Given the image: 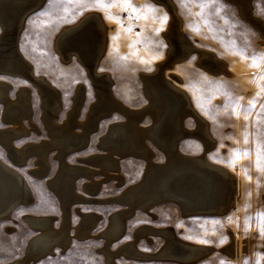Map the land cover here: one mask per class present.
I'll use <instances>...</instances> for the list:
<instances>
[{
    "label": "rangeland",
    "instance_id": "obj_1",
    "mask_svg": "<svg viewBox=\"0 0 264 264\" xmlns=\"http://www.w3.org/2000/svg\"><path fill=\"white\" fill-rule=\"evenodd\" d=\"M103 2L112 6H98L95 0H43L27 13L16 36V46L30 63L34 75L48 79L56 88L61 101L57 124L63 125L72 117L74 132L82 131L91 122L93 130H87L85 146L67 149L64 154V163L79 167L76 171H65L73 175L70 179L75 190L68 205L69 243L54 246L41 256L28 253L31 236L40 230L26 222V215L48 217L52 219L54 229L66 223L63 204L56 189L50 185L61 165L58 150L55 146L48 148L47 170L37 174V154L32 149L25 161L16 164L28 183L32 202L16 206L8 217L0 219V264H110L107 250L113 253L114 264H221V261L225 264H245L246 261L247 264H264V235L260 233L262 218L257 215L264 213V0H249L243 9L233 0H215L214 3L213 0H171L168 6L161 0H130L139 9L136 13L132 9L125 10L120 3L113 4V0ZM201 2L207 6L201 7ZM144 5L153 8L149 10ZM165 14L167 21L161 24L160 17ZM137 15L141 18L137 19ZM93 17L103 24L104 37L102 44L92 39L90 52L93 53L89 63L76 51L68 47L61 51L55 46L54 39L59 33ZM129 28L131 31L127 30ZM181 41L188 42L191 49L181 51ZM95 48L97 51L100 48L99 52ZM253 57L258 66H251ZM93 75L102 83V88H97ZM0 79L11 82L7 91L11 99H16L21 87H29L31 112L22 117L29 132L13 137L12 143L15 146L36 145L50 139L42 122L41 95L36 84L18 75L0 73ZM151 83L156 85V90L173 85L182 92L179 93L183 96L184 106L180 125L183 134L178 141L179 151L189 156L201 154L211 166L226 170L236 179L238 193L227 207L222 209L223 205L218 204L217 211L183 214L175 200L162 199L146 211L138 206L127 211L128 204L139 197L140 192L132 186L137 180L142 182L145 160L133 155H118L117 167L106 171L99 162L84 159L91 154L107 153L100 140L119 132L123 123L134 122L135 126L149 129L151 110L155 107ZM253 99L255 105L250 107L249 102ZM2 105L0 102V130L12 125L10 120L4 119ZM233 108L236 114H233ZM97 109L99 113L94 115ZM136 113L139 118L133 121L129 114ZM200 128L209 132L210 145L204 144L199 136ZM257 145L261 156L259 169L256 165ZM153 149L155 163L164 164L166 153ZM234 149L248 150L249 154L237 157ZM0 157L10 160L1 143ZM95 182L98 183L97 190L87 188L88 183ZM123 192H134L129 203L118 202L119 197L125 198ZM222 195L221 201H225L226 197ZM120 210L129 215L125 214L124 225L113 232L107 246L103 233L109 229L112 214ZM87 213L97 215L91 235L78 238L76 225L81 222L82 214ZM159 228L169 229L177 238L202 246L205 254L188 261L163 256L161 252L166 240L158 233ZM154 230L158 231L154 233ZM135 236L137 240L133 238ZM202 240L208 243H202Z\"/></svg>",
    "mask_w": 264,
    "mask_h": 264
},
{
    "label": "bare ground",
    "instance_id": "obj_2",
    "mask_svg": "<svg viewBox=\"0 0 264 264\" xmlns=\"http://www.w3.org/2000/svg\"><path fill=\"white\" fill-rule=\"evenodd\" d=\"M161 1H163L162 3H165V5L168 6L169 2L171 0L170 1L169 0H161ZM233 1L236 2L238 4V7H240L241 9H243V7H245L249 4V0H233ZM42 2H43V0H0V73L1 74H9V75H18V76H21L25 79H28L29 81L36 84V86L38 87V89L40 91V95H41L40 100H41V108H42V119H43L42 122H44V124L46 125V127L49 131V135H50V139L45 140L43 138L45 140V142L44 143L40 142L41 144L31 145V144L23 143L25 145L15 146L12 143L11 139L13 137L19 136L22 134H26L27 132H29V128L26 127V125L24 124L23 119H22L23 115L29 116L30 112H31V106L29 103V87H26V86L21 87L17 92V97H15L16 99H14V98L11 99L7 95V91L9 89V87L11 86V82L4 80V79H0V102H2L4 105V116L3 117H4V119L10 120L12 122V125L10 127L0 130V143L3 146H5V148L7 150V154L10 158V160H5V159H2L0 157V219H4V218L8 217L10 212L12 211V209L15 208L16 206L21 205V204L27 205V204H30L32 202V195L30 192V188H29L28 183L25 180V177L23 176V174L16 167L17 162L23 161L25 159L26 155H28V153H30V151L33 149L32 152L35 151L37 154L38 166L35 168L36 173L37 174H43L44 172H46L47 167H48V161L46 158V153H47L48 148L52 147V146H55V148H57L58 153H59V158L61 161V165H60V169L58 171V174L56 175V177L54 179H52L51 181L49 180V181H50L51 187L53 189H56L55 191L57 192V195L59 196V200H61V202L63 204V208L65 210L66 223H63L61 227L54 229V226L52 227L53 224L51 223L52 219H50L48 217H44V216L38 217L39 215H37V216L31 215V214L26 215V220H27L26 222H28L30 226H33V227L37 228L38 230H40L39 233H36L35 235L31 236V239H30L28 246H27L28 253H32L33 255H40V256H41V254L43 255L47 251H51L54 246H57V245L65 246L66 244L69 243L68 241H69L70 236H68V234H67L68 205L72 199V196L74 195L75 190H73L74 189L73 188L74 182L70 179L71 177H73V175H71V173L67 174V172H65V171H67L68 169H72V171H76L79 169V167L78 168L77 167H71V166L67 165L68 163L67 164L64 163L63 162L64 154H65V151L67 149H78L80 147L85 146L87 139H88L87 130L93 126V122H91L90 125H86V127H84L82 131L74 132L73 131V125H74L75 121L73 120L72 117L69 120V122H67L63 125L57 124L56 115H57V109H59L58 103L60 100H59V96L56 92V88H54L53 85H51L47 81L48 79L46 80L43 77H38V75H34L30 63L21 55L19 49L16 46L15 39H16V36H17L19 30L22 27L24 17L27 15V13L29 11H31L32 9L37 7L38 5L42 4ZM251 7H252V5H251ZM248 17H249V15H248ZM252 17H254V16H252ZM250 18L251 17H249V19ZM251 19L253 20V18H251ZM171 23H172V21H171ZM261 23H262V21H261ZM257 28H258V26H257ZM259 29H261V28H259ZM170 31L172 32V30H170ZM165 33H168V31ZM166 36H167V34H166ZM103 37H104V26L96 18L93 17L91 19H87L86 21L85 20L81 21L77 25H74L72 27H68L67 29H65V31L59 33L55 37L54 42H55V46L59 50L63 51V49L65 47H68V48H70V50L76 51L77 54L82 56L84 61L89 63L91 54L93 53V52L92 53L90 52V45H91L92 39H95L96 41L98 40L96 43L100 42L99 44H102L101 42H103ZM176 41H177V39H176ZM104 44H105V42H104ZM187 44H188V42L186 43L185 41H181V43H180L181 51H185V50H188L190 48V47H188ZM172 45L173 44H171V46ZM99 49L97 51L95 48L96 52H99ZM102 50H104V49H102ZM171 52H172V50H171ZM187 53H185V54H187ZM182 56H184V55H182ZM174 57H177V56H174ZM167 64H168V62H167ZM94 65H96V64H94ZM220 69H221V67H220ZM99 72H102V71H99ZM95 73H97V72H95ZM153 76H155V74ZM92 78L95 81L97 88L98 89L102 88V83L97 81L98 78L96 77V75H93ZM172 78H174V77H172ZM150 85H151L150 87H152L151 88L152 92H155L154 96L151 97L152 98V104H154L155 107L151 110L152 122H150V123H152V124L150 125L149 129L148 128L143 129L141 127H138L137 125L135 126L134 122H129L126 125H124V123H123V125L120 126L119 132L114 133V134L111 133L110 137L103 138L100 140V144L102 145V147H104L107 150V153H105L104 155L103 154H91L89 156L85 155L87 157H84V159L85 160L87 159L89 161H93V163L99 162L100 165L106 171L112 167H117V162H118L117 156L118 155L119 156L133 155V156H136L137 158H143L145 160L146 169H145V172L143 174V180H142V182L140 181L141 183L140 182L138 183V180H137L136 182L138 184L136 183L135 185L132 186L133 188H135V190L138 189V191L140 192V194L138 195L139 197L135 196L136 198H134L132 203L130 202V199L133 197L134 192L131 194H129V192L127 194L125 192H123L126 195L125 198L119 197L118 202H120V203H123V202L129 203L130 202L129 204L127 203L128 206L126 204L127 211L133 209V207H136V206H138L139 208L143 207L146 211V209H148L149 206L153 205L154 203H156L157 201H160L162 199L175 200L180 205V207L182 208L183 214L207 213V212H211L213 210H215V211L219 210L218 207L222 206V205H223L222 209L227 207L231 203V201H233L235 199L236 193H238L237 192L238 190L236 189V186H237L236 179L230 173H228L226 170L211 166L207 162L208 160L206 161V159L201 154H199L197 156H193V155L189 156V155L183 154L179 151L178 141H179V138L183 134L181 126H180L182 124L181 123V120H182L181 119V117H182L181 112L184 108V106L182 104L183 96L180 94V93H182V92H180L181 90L180 91L177 90L176 88H174L173 85H170L167 88H162L161 90H156L155 84L151 83ZM107 89L108 88H106V90ZM78 95L80 96V93ZM80 100H81V98H80ZM110 103H111V101H110ZM114 103H116V102H114ZM39 108H40V106H39ZM129 108H131V107H129ZM192 110H193V108H192ZM137 111H135V112H137ZM97 113H99V109H97L94 112V115ZM129 116L132 120L139 118V115H137V113H136V115L129 114ZM124 118H125V116H124ZM127 118H129V117H127ZM195 118H196V116H195ZM93 121H95V120H93ZM122 121H123V119H122ZM133 121H135V120H133ZM31 124L32 123H30V125ZM203 124H204V122H203ZM27 125H29V124L27 123ZM205 128H200L201 130L199 131V136L205 142L204 144L207 145V144H209L210 136L208 135L209 132L207 133ZM36 130H37V128H36ZM189 133H192V132H189ZM214 141H215V139H214ZM212 142H213V140H212ZM153 148H157L159 150H162V152L164 151L166 153L167 160H165L166 162H164V164H159L161 162L155 163V160H154L155 151ZM204 149H205V147H204ZM203 153H205V152H203ZM204 155H206V154H204ZM164 157H165V155H164ZM93 163H90V164H93ZM70 164H72V163H70ZM222 168H224V167H222ZM99 172H101V171H99ZM78 173H79V171H78ZM85 173H86V171H85ZM115 173H116V171H115ZM90 179L91 178H89L88 181H90ZM97 186H98L97 182L87 184V188H89V189L91 188V190L96 189ZM99 186H100V183H99ZM128 186L130 187V185H128ZM238 189H239V187H238ZM91 190H89V191H91ZM130 190L132 192V188ZM225 190L227 192L226 195L224 194ZM76 193H78V192L76 191ZM221 194H223L222 196L225 195V197H226V199L224 198L225 201H221L222 200ZM98 197H100V196H98ZM102 200H104V199H102ZM107 200H108V198H107ZM100 201H101V198H100ZM105 203H106V201H105ZM218 204H219V206L217 207ZM119 206H120V204H119ZM122 211L123 210H120L119 213L117 212V213L112 214L113 216H111V218H110V223H108L106 221L109 224V229L106 232H104L103 235L105 237V241H106L107 246L110 245L109 243L113 238V235H112L113 232H115L117 230L118 231L121 230V226L123 224L122 221L124 220V216H125V214H128V213H123ZM96 218H97V215L95 213L82 214L81 222L78 225H76V229H75L76 234L75 235H77L78 238L84 237V236H90L91 235V227L93 226ZM108 221H109V219H108ZM105 226L106 225H104V228H105ZM160 229L161 228H159V231L154 230V233L156 231H158V233L163 235L165 240H166V245L162 249V252H161L163 254V256L170 257L171 259L175 258V259L182 260V261H188L192 258H196V257L201 256L205 252V250L202 246L200 247L198 245H193V244H190L188 242H185V241L177 238L171 230L165 229V228L161 229V230ZM72 230H74V229H72ZM138 231L136 232L137 235H138ZM141 232H144V230H141ZM151 232H152V229H151ZM134 233H135V231H134ZM134 233L132 232V234H134ZM133 238L136 239V236ZM149 238H150V236H149ZM131 242H132V240H131ZM163 242H164V240H163ZM103 243H104V241H103ZM133 243H135V241H133ZM129 244H131V243H129ZM234 245H235V243H234ZM104 246H105V243H104ZM234 248H235V246H234ZM60 249H61V247H60ZM210 250H211V248H210ZM105 252L107 254V258L109 260V263L114 264L112 262L113 253H111L108 250ZM141 254H139V255L141 256ZM151 256H152V254H151ZM26 259H27V257H26ZM17 262H19V261H17Z\"/></svg>",
    "mask_w": 264,
    "mask_h": 264
},
{
    "label": "snow or ice",
    "instance_id": "obj_3",
    "mask_svg": "<svg viewBox=\"0 0 264 264\" xmlns=\"http://www.w3.org/2000/svg\"><path fill=\"white\" fill-rule=\"evenodd\" d=\"M182 2H183V0H182ZM214 2H215V0H213V3ZM95 3L98 6L105 7V8H108V7H111L112 6V4H106V3H104L103 0H95ZM115 3H120L125 10L132 9V11L134 13H136V12L139 11V9L136 6H134V5L131 4L130 0H113V4H115ZM200 6L201 7H205L207 5L204 2H201ZM143 7L148 8L149 10H152V8H153L152 5H144ZM201 15H202V13H201ZM136 18L139 19L141 17L139 15H137ZM144 18H146V17H144ZM160 21H161V24L165 23L167 21V15L165 14L164 16L160 17ZM127 30L128 31H131L130 28L127 29ZM156 31L158 32V31H160V29H157ZM251 66H254V67L255 66H258V64L256 63L255 57H253V64ZM254 105H255V99H253L252 101L249 102V106L250 107H254ZM233 114H236L235 108H233ZM245 119H247V116H245ZM245 143H247V135H245ZM233 151L237 154V157L240 154H243V155H248L249 154L248 150L234 149ZM256 165H257V168L258 169L261 167V156H260V146L259 145H257V160H256ZM249 179H251V177H249ZM257 215L262 218V223L260 225V233L262 235H264V213H258ZM201 242L202 243H208L207 240H202ZM221 264H225V262L224 261H221ZM245 264H247V261L245 262Z\"/></svg>",
    "mask_w": 264,
    "mask_h": 264
}]
</instances>
